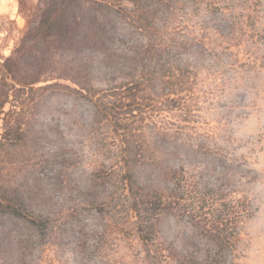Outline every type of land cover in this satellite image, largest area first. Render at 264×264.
I'll return each mask as SVG.
<instances>
[{"label":"trees","instance_id":"16d2710c","mask_svg":"<svg viewBox=\"0 0 264 264\" xmlns=\"http://www.w3.org/2000/svg\"><path fill=\"white\" fill-rule=\"evenodd\" d=\"M177 1L38 0L30 9L14 55L0 61V264H41L33 256L36 246L63 232L81 233L82 213L93 204L105 219L100 240L133 229L142 264L227 262L248 210L241 212L237 200L226 203L227 215L208 213L209 204L188 208L182 191L163 180L175 174L166 162L179 149L181 129L161 118L180 113L185 120L194 100L186 70L173 59L150 58L172 57L163 45V28ZM192 1L214 6V0ZM122 25L144 34L147 58L130 56L135 60L118 65L122 76L114 81L99 68L105 57H114ZM66 93L89 103V127L101 131L100 149L110 155L90 171L78 190L82 196L60 222L53 193L70 187L69 164L56 144L47 146L51 152L45 146L47 136L62 133L39 128L33 118L46 97ZM184 214L195 233L168 242L159 230L163 217Z\"/></svg>","mask_w":264,"mask_h":264},{"label":"rangeland","instance_id":"374dc122","mask_svg":"<svg viewBox=\"0 0 264 264\" xmlns=\"http://www.w3.org/2000/svg\"><path fill=\"white\" fill-rule=\"evenodd\" d=\"M9 1L0 0V61L14 55L27 15L38 5V0ZM213 4L177 1L163 28V45L172 57H150L173 59L193 80L188 118L166 112L161 118L181 129L179 149L169 153L166 162V169L170 166L175 174L163 180L182 191L188 208L209 204L208 213L227 215L228 201L241 202V212L247 209L250 216L239 223L235 248L225 264H264V0ZM117 32L114 57H105L99 68L101 76L114 81L122 76L116 67L135 60L130 56L147 58L144 34L131 25ZM41 103L33 122L62 133L47 136L45 150L51 152L47 146L56 144L69 164L70 187L53 193L63 222L65 209L82 196L78 190L88 183L90 171L106 163L110 154L100 149L101 131L89 127V103L72 93L49 95ZM33 149L40 154L38 147ZM155 179L163 181L157 171ZM81 218V233L67 231L50 244L39 243L33 256L41 264H142L133 229L126 228L128 234L113 232L101 241L105 219L97 205L84 210ZM191 223L187 214L165 215L159 230L168 242L177 243L179 235L195 233Z\"/></svg>","mask_w":264,"mask_h":264},{"label":"crops","instance_id":"0c3cea01","mask_svg":"<svg viewBox=\"0 0 264 264\" xmlns=\"http://www.w3.org/2000/svg\"><path fill=\"white\" fill-rule=\"evenodd\" d=\"M5 4H7L8 2H10L9 0H4Z\"/></svg>","mask_w":264,"mask_h":264}]
</instances>
